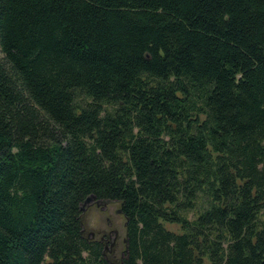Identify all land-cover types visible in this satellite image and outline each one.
I'll return each instance as SVG.
<instances>
[{"label":"trees","instance_id":"1","mask_svg":"<svg viewBox=\"0 0 264 264\" xmlns=\"http://www.w3.org/2000/svg\"><path fill=\"white\" fill-rule=\"evenodd\" d=\"M89 196L118 264H264V0H0V264H109Z\"/></svg>","mask_w":264,"mask_h":264},{"label":"rangeland","instance_id":"2","mask_svg":"<svg viewBox=\"0 0 264 264\" xmlns=\"http://www.w3.org/2000/svg\"><path fill=\"white\" fill-rule=\"evenodd\" d=\"M104 204L106 205L105 212L100 210L104 207L103 205L88 209V207L90 206L89 203L84 207V212L81 216L84 234L94 235L95 237H97L98 232L101 230L103 231L104 228L112 229L113 231H115V234L118 237V252L123 251L125 245V219L123 215L121 216L116 213V211L120 209V205L116 202H104ZM107 218H109V222L107 221ZM166 227L171 231H179V228L175 225ZM118 252L115 255L116 260L120 256V253Z\"/></svg>","mask_w":264,"mask_h":264},{"label":"flooded vegetation","instance_id":"3","mask_svg":"<svg viewBox=\"0 0 264 264\" xmlns=\"http://www.w3.org/2000/svg\"><path fill=\"white\" fill-rule=\"evenodd\" d=\"M106 202H108V201H106ZM108 203H110V202H108ZM105 204H107V203H105ZM105 204L103 201H96L94 199L92 202H90L91 207L89 206L88 209L89 208H96V207L103 205L104 207L100 210L105 212V210H106ZM116 213L118 215L122 216V212L120 209L117 210ZM107 221L109 222V218H107ZM83 233H84V230H83ZM85 237L90 241L98 242L102 246L103 257L109 264H118L123 259L124 253H125V245H124V250L118 252V237L115 234V231H113L112 229H109V228L105 229L104 228L103 231L101 230L98 232L97 237H95L94 235H85ZM124 244H125V240H124ZM117 252L120 253V256L116 260L115 255Z\"/></svg>","mask_w":264,"mask_h":264},{"label":"water","instance_id":"4","mask_svg":"<svg viewBox=\"0 0 264 264\" xmlns=\"http://www.w3.org/2000/svg\"><path fill=\"white\" fill-rule=\"evenodd\" d=\"M95 198L93 196H89L88 198H86V200L84 201L83 206L81 207V212H84V207L89 204L90 202H92Z\"/></svg>","mask_w":264,"mask_h":264}]
</instances>
